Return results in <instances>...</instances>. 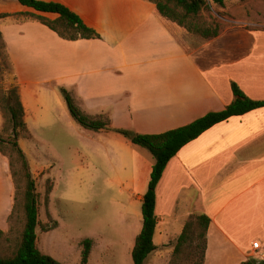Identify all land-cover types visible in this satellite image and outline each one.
<instances>
[{
    "label": "crops",
    "instance_id": "obj_1",
    "mask_svg": "<svg viewBox=\"0 0 264 264\" xmlns=\"http://www.w3.org/2000/svg\"><path fill=\"white\" fill-rule=\"evenodd\" d=\"M44 1L67 5L102 38L64 40L30 16L57 14L0 0V14H17L0 18V31L26 118L33 111V83L49 85L52 92L67 88L89 116H106L114 129L143 134L225 109L235 99L233 82L247 96L264 100V20L237 17L217 36L203 37L163 18L150 0ZM3 127L0 109V131ZM125 143L139 147L142 164L153 166L148 149L128 138ZM0 164L8 173L4 195L5 187L12 188L9 162L1 153ZM202 214L211 218L203 264L264 260V107L215 125L170 160L157 185L155 235L162 233L161 242H155L147 264L175 248L189 217Z\"/></svg>",
    "mask_w": 264,
    "mask_h": 264
},
{
    "label": "rangeland",
    "instance_id": "obj_2",
    "mask_svg": "<svg viewBox=\"0 0 264 264\" xmlns=\"http://www.w3.org/2000/svg\"><path fill=\"white\" fill-rule=\"evenodd\" d=\"M212 14L220 28L237 17H248L257 23L264 20V0H227L226 8L212 3ZM0 58L4 59L2 55ZM14 74L15 71L0 73V91L17 83ZM60 87L52 92L47 89L49 85L32 84L33 111L25 116L28 130H20L19 143L39 194L37 245L43 253L65 264H80L83 241L91 238L89 264H134L132 249L143 226L140 195L148 190L152 166L142 164L141 158L145 156L141 149L125 143L126 137L114 128L97 132L81 126L71 115L67 102L59 104L58 100L63 98ZM71 94L89 116L87 107L73 91ZM0 133L9 137L11 132L3 127ZM4 147L7 154L16 158L12 146ZM6 174L0 164V228L5 230L0 232V255L13 256L25 224L24 199L22 189L13 190L8 178L12 189L5 187L2 195ZM13 202L16 208L9 223ZM45 227L51 229L47 231ZM200 231L196 224L193 239L180 253L175 254L174 247L164 249L158 258L151 257L148 264H197L204 245ZM161 237L158 231L155 242L160 243Z\"/></svg>",
    "mask_w": 264,
    "mask_h": 264
},
{
    "label": "trees",
    "instance_id": "obj_3",
    "mask_svg": "<svg viewBox=\"0 0 264 264\" xmlns=\"http://www.w3.org/2000/svg\"><path fill=\"white\" fill-rule=\"evenodd\" d=\"M21 4L32 7L37 11L55 13L56 18L43 15L30 14L60 38L69 41L80 39H101V34L93 27L87 25L81 16L67 5L44 0H18ZM156 5L158 13L167 20L185 28L187 31L200 34L203 37L217 36L220 26L212 14V3L218 7L226 8L227 0H150ZM243 1V0H238ZM16 13H2L0 18L16 16ZM0 73L14 72L12 61L8 53L7 43L0 31ZM16 81L17 77L14 74ZM65 101L73 118L84 128L93 131L111 129V120L106 117L93 118L86 115L76 104L71 92L60 87ZM232 90L235 99L221 111H210L193 122L157 134H143L129 129H115L117 132L131 140L135 145L148 149L155 162L152 166L149 187L143 197L142 213L143 227L137 235L132 250L134 264H145L146 259L157 248L154 241L158 226L156 215L157 185L160 182L170 160L175 157L186 145L200 137L215 125L229 120L231 117L244 115L250 111L264 107V100H256L247 96L240 86L233 82ZM0 109L4 117V130L9 131V137L0 133V153L7 157L9 162L10 177L14 189H22L24 199L25 224L22 231L20 245L13 256L0 255V264H65L52 255L43 253L37 245V227L39 219V194L36 190V180L31 172L28 158L19 143L20 130H28L25 119L26 109L22 100L20 86L15 83L8 90L0 91ZM4 146H12L17 154L16 158L7 154ZM17 163L20 169H17ZM16 200V198H15ZM16 208L13 202L12 210L8 216L11 223ZM211 223V218L205 214L191 215L187 220L182 234L179 236L174 251L178 254L184 245L192 240L195 225L201 229L199 236L204 238L202 258L197 264H203L207 249L206 233ZM51 227H45L49 230ZM0 228V232L4 233ZM93 240L87 238L83 241V251L80 264H89ZM241 264H264V260L247 259Z\"/></svg>",
    "mask_w": 264,
    "mask_h": 264
},
{
    "label": "built area",
    "instance_id": "obj_4",
    "mask_svg": "<svg viewBox=\"0 0 264 264\" xmlns=\"http://www.w3.org/2000/svg\"><path fill=\"white\" fill-rule=\"evenodd\" d=\"M253 247H254L255 250L260 249L261 248L260 242L259 241L254 242L253 243Z\"/></svg>",
    "mask_w": 264,
    "mask_h": 264
}]
</instances>
